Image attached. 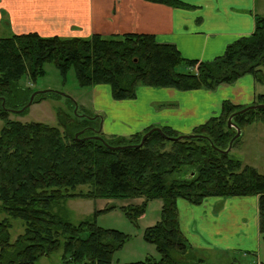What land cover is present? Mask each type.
<instances>
[{"label": "trees", "instance_id": "obj_1", "mask_svg": "<svg viewBox=\"0 0 264 264\" xmlns=\"http://www.w3.org/2000/svg\"><path fill=\"white\" fill-rule=\"evenodd\" d=\"M146 1L174 8L187 6L179 0ZM47 63L55 65L64 81L74 69L81 88L109 86L117 101L136 99L140 87L216 90L246 75L264 84V17L255 15L250 36L236 40L221 56L205 62L186 59L175 45L160 43L151 34L63 38L27 33L0 39V120L4 122L0 133V211L7 216L0 222V264H37L60 250L63 264H112L130 237L97 227L96 218L115 206L75 225L55 210L76 198L143 199L140 205L122 208L136 226L149 203L162 201L159 222L144 233V240L155 246L161 259L133 264L203 262L181 232L179 199L201 205L211 198L256 197L259 232L264 233V175L234 158L232 151L221 152L237 134L228 127L229 118L233 116L234 125L244 133L254 122L264 124V109L237 114L247 107L225 101L220 114L189 134L196 137L173 141L168 138L182 134L158 127L168 138L154 132L141 148L134 146L154 127L128 137H106L98 133L102 117L79 108L78 114L93 119L64 111L58 112L56 126L9 119V111L23 109L36 92L23 81L36 83L44 77ZM48 94L63 97L53 91L43 95ZM39 101L40 95L33 104ZM71 103L75 110L74 101ZM254 105H264V94L256 96ZM80 132L84 133L76 138ZM16 219L23 221L24 233L12 242L10 230Z\"/></svg>", "mask_w": 264, "mask_h": 264}, {"label": "crops", "instance_id": "obj_2", "mask_svg": "<svg viewBox=\"0 0 264 264\" xmlns=\"http://www.w3.org/2000/svg\"><path fill=\"white\" fill-rule=\"evenodd\" d=\"M179 1L187 6L174 8L146 0H0V33L10 32L12 36L38 33L63 38L151 34L160 43L175 45L186 59L205 62L221 56L236 40L250 36L255 29V15L264 17V7L258 0ZM89 89L82 106L103 116L102 133L106 137H128L151 127H169L189 135L220 114L225 101L248 107L254 105L257 95L264 94V85L258 84L252 75L232 85H220L216 90L181 92L173 88L140 87L134 100H114L106 85ZM208 202L212 205L207 206L206 217L218 208L224 214H236V225L228 224L232 228L223 235L245 240L247 219L231 208L236 203L251 205L254 236L256 229L259 232L258 198H211ZM180 205L183 209H197L187 203ZM145 217L146 214L140 221Z\"/></svg>", "mask_w": 264, "mask_h": 264}, {"label": "rangeland", "instance_id": "obj_3", "mask_svg": "<svg viewBox=\"0 0 264 264\" xmlns=\"http://www.w3.org/2000/svg\"><path fill=\"white\" fill-rule=\"evenodd\" d=\"M258 4L264 7V0H258ZM11 36L12 33L10 32L7 35H1L0 33L1 39ZM23 83L25 86L30 87L31 90L59 92L66 94L68 97L58 98L54 94L40 95V101L33 104L27 113H10L8 118L11 120L22 123L35 122L56 126L59 111L69 114L74 113L71 101H74L78 105L80 112L100 116L86 110L82 106L83 101L86 100L91 90L79 86L74 69L70 70L66 81H64L55 65L47 63L45 65L44 77L38 79L36 83L27 80H24ZM106 106L109 107L108 104ZM87 109L91 110L90 108ZM101 117V122H103V116ZM3 127L4 122L0 120V133ZM94 127H97V122L94 123ZM245 129L242 138L232 150L231 155L241 160L244 165L256 168L264 175V124L261 121L254 122L253 125ZM260 137L262 140H260ZM79 189L88 190L87 187H80ZM142 202L143 199L124 201L76 198L62 202L55 212L63 220L77 225L93 217L96 212L115 206L110 212L99 214L96 218L97 227L116 230L130 237L124 248L114 255L112 264H133L146 262L147 260L159 262L161 259L160 255L154 245L144 240V233L147 228L159 222L162 201H154L149 205L145 219L139 221L138 226L131 223L122 211L124 207L140 205ZM207 202L208 199L201 205H194L197 209H183L180 205L181 203L193 206L185 199H179L177 203L180 229L184 238L187 239V242L193 248H202L197 253L198 259L203 260V262H198V264H256L257 262L264 264V233L261 234L256 229L254 236L252 212L250 211L251 205H239L236 203L231 207L233 210L236 209L237 212H240L241 216H244L243 219H247V225L243 230L246 235L245 240H238L232 235H223L224 231L229 232L236 225V214H230V212L224 214L222 208H218L215 213L210 211V216L206 217L207 206L212 205ZM245 211L250 212H248V215H245L243 214ZM6 217V214L0 211V222ZM231 223H233L232 227L228 225ZM23 233V221L20 219L12 220V228L10 230L11 241L15 242ZM217 236H220V238H217ZM62 253V250H60L49 258L41 259L37 264H63L61 261Z\"/></svg>", "mask_w": 264, "mask_h": 264}, {"label": "water", "instance_id": "obj_4", "mask_svg": "<svg viewBox=\"0 0 264 264\" xmlns=\"http://www.w3.org/2000/svg\"><path fill=\"white\" fill-rule=\"evenodd\" d=\"M47 92H48V91H36V92H34V93L31 95L28 104H27L23 109H20V110H11V111H12L13 113H19V114L23 113L25 110L30 109V108L32 107L33 102H34L36 96L46 94ZM56 93H58L59 95H61V96H63V97H68V96H67L66 94H64V93H59V92H56ZM3 106H4V102H3ZM78 108H79L78 105L75 103V110H74V113H75L76 115H78L79 117H84V116H85V117H88V116L85 115V114H83V115L78 114ZM261 109H264V105H253V106H249V107H247V108L241 110V111L238 112L237 114H243V113L248 112L249 110H261ZM6 110H7V109H6ZM89 118H90V117H89ZM91 119H93V118H91ZM232 120H233V116L230 117L229 120H228V127H229V128H234L235 131L237 132V134H236V135L234 136V138L231 140L228 149L225 150V151H221L222 153H225V154L230 153V152L233 150V145H234L235 141L238 140L239 138H241V137L243 136V132H242V130H241L240 128H237V127L234 125V123H233ZM102 125H103V122H101V129L98 131V133L102 132ZM154 132H159V133L163 134L161 128L154 127L153 129H151L148 133H146V134L143 136L141 143H140L139 145L134 146V148H141V147H143V145L145 144V142H146V140L148 139V137H149L152 133H154ZM83 133H84V132H80V133H78V134L76 135V138H78V137H79L80 135H82ZM163 137L168 138V137H167L166 135H164V134H163ZM193 137H196V136H195V135H181V136H179V137H177V138H168V139L173 140V141H183V140H185L186 138H193ZM96 138L102 140L99 136H97ZM105 144H107V143H105ZM107 145H108V144H107ZM211 145L214 147V144L211 143ZM111 148H112V147H111ZM123 148H130V147H123ZM112 149H114V148H112Z\"/></svg>", "mask_w": 264, "mask_h": 264}, {"label": "flooded vegetation", "instance_id": "obj_5", "mask_svg": "<svg viewBox=\"0 0 264 264\" xmlns=\"http://www.w3.org/2000/svg\"><path fill=\"white\" fill-rule=\"evenodd\" d=\"M9 113H13L12 111H9Z\"/></svg>", "mask_w": 264, "mask_h": 264}, {"label": "built area", "instance_id": "obj_6", "mask_svg": "<svg viewBox=\"0 0 264 264\" xmlns=\"http://www.w3.org/2000/svg\"><path fill=\"white\" fill-rule=\"evenodd\" d=\"M256 264H260L259 262H257Z\"/></svg>", "mask_w": 264, "mask_h": 264}]
</instances>
